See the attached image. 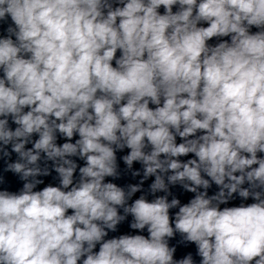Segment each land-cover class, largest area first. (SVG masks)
Here are the masks:
<instances>
[{
  "label": "clouds",
  "instance_id": "1",
  "mask_svg": "<svg viewBox=\"0 0 264 264\" xmlns=\"http://www.w3.org/2000/svg\"><path fill=\"white\" fill-rule=\"evenodd\" d=\"M0 160V264H264V0H0Z\"/></svg>",
  "mask_w": 264,
  "mask_h": 264
},
{
  "label": "water",
  "instance_id": "2",
  "mask_svg": "<svg viewBox=\"0 0 264 264\" xmlns=\"http://www.w3.org/2000/svg\"><path fill=\"white\" fill-rule=\"evenodd\" d=\"M214 42V41H213ZM61 143L63 142L62 140L60 141ZM126 151L125 150V153H118V158L119 156L123 155V154H126ZM12 159L14 160L15 159V155L13 154V157ZM79 163H83L82 161H80ZM120 163V170L122 172V178L119 179V180H116L114 182H116L117 184L121 185V186H124V185H127L128 183H136L138 182L139 178H133L131 176V174L129 172H127L126 170V166L123 164L122 161H119ZM5 167V164H4V161L3 160H0V175H3L4 178H5V183L0 185V188H8L9 190H12V191H17L19 190L21 187H22V182L19 180V178L12 174V173H4L3 172V169ZM134 168H140V165L139 164H135L134 165ZM55 177V173L52 174V176H49V177H46L44 178L45 179V184L47 183H52L53 185H56L58 183V181L56 179H54ZM151 180H149L148 182H146L145 184V187H147V183H150ZM44 185H41L40 187H43ZM215 186H213V188L210 190V193L215 191ZM173 193L175 195H177L182 202L186 203L192 194L190 193H184L178 186L177 187H174L172 189ZM139 195V193L137 194V196ZM151 198V197H150ZM241 201L239 199H237L236 201H234V203L236 205H239ZM251 202V201H249ZM129 220H131V217H129ZM131 230L129 229L128 227V223L125 222L123 223L122 225L119 226V230L118 232L116 233H110V236H114V235H120V234H123V233H129ZM146 234V233H145ZM177 239H179V237H177ZM172 243H176V241H172ZM193 252V254L195 255V247L194 246H189V247H180L178 249V252L176 254L177 258L179 257H182L186 252ZM199 258H197L198 260Z\"/></svg>",
  "mask_w": 264,
  "mask_h": 264
}]
</instances>
